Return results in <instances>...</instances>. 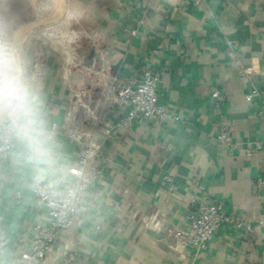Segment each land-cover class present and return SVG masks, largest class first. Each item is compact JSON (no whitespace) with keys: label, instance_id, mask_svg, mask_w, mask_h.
<instances>
[{"label":"crops","instance_id":"obj_1","mask_svg":"<svg viewBox=\"0 0 264 264\" xmlns=\"http://www.w3.org/2000/svg\"><path fill=\"white\" fill-rule=\"evenodd\" d=\"M10 7L52 89L59 171L37 179L16 148L0 156V264H17L48 219L33 183L74 184L78 146L66 129L75 123L95 144L102 174L45 264H264V147L253 156L244 150L264 143V0H10ZM148 68L161 76L160 101L180 119L125 124L109 88L141 80ZM253 87L261 96L249 101ZM223 132L236 148L219 139ZM199 201L223 202L255 232L226 223L207 249L178 243L173 229H190Z\"/></svg>","mask_w":264,"mask_h":264},{"label":"built area","instance_id":"obj_2","mask_svg":"<svg viewBox=\"0 0 264 264\" xmlns=\"http://www.w3.org/2000/svg\"><path fill=\"white\" fill-rule=\"evenodd\" d=\"M203 1V0H196ZM160 74L151 68L144 71L141 80H127L114 82L109 88L114 105L125 112L124 123L132 124L141 119L178 120L180 117L160 101L158 85ZM212 95L221 98L222 93L218 87L212 88ZM261 96V91L253 87L247 94L249 101ZM53 130L57 132V125ZM71 142L78 146L76 163L70 168L75 181L66 190H59L51 182L35 181L32 191L37 199V204L45 209L48 219L36 225L34 245L31 250L22 253L17 264H45L55 242L72 228L76 218L86 210V192L102 174V167L93 163L95 144L89 141L81 132L79 126L71 124L66 129ZM219 139L231 143L233 148L238 144L232 140L227 132L219 134ZM264 147L262 141L247 144L244 148L247 156H253ZM9 143H0V156L12 150ZM166 180H171L167 175ZM195 201V199H194ZM226 223L244 226L249 233L255 232V225L244 222L229 214L223 202L199 201L195 213L191 216L189 230L183 228L173 229L178 243L191 244L198 250L207 249L216 232Z\"/></svg>","mask_w":264,"mask_h":264},{"label":"clouds","instance_id":"obj_3","mask_svg":"<svg viewBox=\"0 0 264 264\" xmlns=\"http://www.w3.org/2000/svg\"><path fill=\"white\" fill-rule=\"evenodd\" d=\"M51 91L28 28L12 12L10 0H0V143L16 148L18 161L29 165L37 179L59 171Z\"/></svg>","mask_w":264,"mask_h":264},{"label":"bare ground","instance_id":"obj_4","mask_svg":"<svg viewBox=\"0 0 264 264\" xmlns=\"http://www.w3.org/2000/svg\"><path fill=\"white\" fill-rule=\"evenodd\" d=\"M57 2V1H56ZM55 3V2H54Z\"/></svg>","mask_w":264,"mask_h":264}]
</instances>
